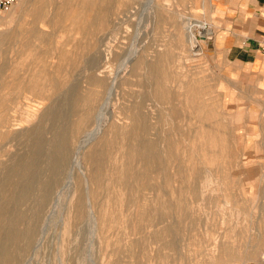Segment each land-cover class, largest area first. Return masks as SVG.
<instances>
[{"label":"bare ground","instance_id":"bare-ground-1","mask_svg":"<svg viewBox=\"0 0 264 264\" xmlns=\"http://www.w3.org/2000/svg\"><path fill=\"white\" fill-rule=\"evenodd\" d=\"M20 4L32 19L1 32L0 47L15 42L20 46L19 53L32 54L34 42L52 44L61 39V50L53 72L47 70L42 58L38 70L24 61L11 69L5 62L0 68V152L7 156L0 157V264H19L32 250L46 209L72 180L76 185L75 224L99 222L105 232L139 238L131 247L140 249L146 264H187L192 247L200 262L202 257L215 262L257 261V254L264 250V206H259L251 219L253 223L257 217V227L253 224V232L237 247L236 243L232 245L235 240L231 241L235 236L208 227L203 232L192 217L195 213L190 205L208 201L200 190L202 168L193 161L203 164L205 142L221 139L218 129L206 128V122L216 115L206 111L200 99L202 88L189 80L181 81L171 71L176 66L187 69L186 60L176 64L173 54L167 52L150 61L146 52L138 56L124 42L130 35L125 25L134 14L131 0H18L12 8ZM185 18L179 16L178 20L184 36L182 50L189 54V60L207 54L204 42L215 38V30L207 21ZM58 29L61 34H57ZM76 34L82 35L81 39ZM70 45L71 50L67 48ZM75 51L78 54L73 57ZM135 72L141 77L139 86L143 91L138 90L137 97L130 99L128 90H121L117 96L123 102L112 104L110 109L116 89L125 86ZM176 78L179 90L186 88L187 104L201 124L185 134V139L199 141V145L191 146L186 159L178 151L177 138L183 136L178 124L182 112L177 103L182 93L169 85ZM46 101V108L33 126L23 128L19 122L33 117L32 104ZM105 128L107 133L98 140ZM95 139L98 143L84 151ZM13 142L21 149L11 151ZM76 155L87 166L86 175L75 172ZM118 187L121 189L116 194L112 190ZM120 195L125 196L123 210L115 200ZM102 196L104 203L96 216L94 205ZM129 207L134 211L129 215L131 219L121 220ZM182 241L187 244L182 245ZM186 247L189 249L184 253ZM113 255L116 258L112 264H123L119 250L115 249Z\"/></svg>","mask_w":264,"mask_h":264},{"label":"rangeland","instance_id":"rangeland-1","mask_svg":"<svg viewBox=\"0 0 264 264\" xmlns=\"http://www.w3.org/2000/svg\"><path fill=\"white\" fill-rule=\"evenodd\" d=\"M164 5L167 7H164ZM130 6L134 14L131 16L132 19L125 25V27L129 26L130 35L129 39H125L124 42H126L127 46L129 45L131 47V51L135 50L136 53L138 52V56L146 52L147 58L150 61L156 60L160 54L167 52L173 54L176 64H178L179 61L183 63L186 60L188 63L187 69H177L176 66L172 67L171 71L178 75L181 81L184 79L187 83L189 80L194 86L202 88L203 93L200 99H202L201 101L205 105L206 111L215 112L216 116L210 118L206 122V128L210 130L218 129L221 139L217 143L210 142V144H208L205 142L203 150L205 162L203 164L198 163L197 159L193 161L196 166L202 168L204 178L200 182V190L204 192V197H206L208 201H200V204H191L190 210L195 213L192 217L198 221L201 230L208 227L209 229H213V231L219 230L222 234L228 235V237L230 235L233 237L235 236L231 241L235 240V242H232V245L235 246L236 243L235 247H237V245L240 244L239 241L242 242L248 239V236L251 234L250 231H252L251 227L253 226L255 228L254 225L256 224L255 221H257V217H255L254 222L251 223L253 214L258 212L259 206H264V111L252 110L250 108L251 96L249 94L231 93L233 89L225 78L227 65L222 53L214 47L215 38L204 42V48L207 54L191 57L189 58L190 61L186 57V55L189 54H185L182 50L184 36L180 28L179 16L182 18L186 17L185 19L190 17V20L195 22L207 21L208 25H214V0H131ZM149 6H151V8ZM24 8V5L20 4L15 9L11 8L9 11L0 12V33L6 32L8 28L24 24L26 21L32 19L23 12ZM211 16L212 20H209ZM41 27L45 31H50L47 26L41 24ZM46 28L48 29L46 30ZM134 29H136V34ZM57 31H59L57 34H61L60 29ZM64 31L71 32L70 30ZM76 36L78 40L82 37L80 34H76ZM60 42L61 39L53 40L52 44L36 41L34 42L35 47L32 48V54L19 53L20 46L18 43L3 44L0 47V68L2 67V63L4 64L5 62L8 63V67L11 69L16 63L24 61L30 63L33 69L38 70L40 69L38 63L42 58L45 60L44 63L46 64L47 70L53 72L54 67L59 64L58 52L61 50ZM67 48L71 50L72 46L70 45ZM49 49L51 51L47 54L46 51ZM76 54L78 53L75 51L73 57H76ZM41 65H43V63H41ZM10 69H8L7 75L11 73ZM135 73L133 74L134 76H130L131 78L133 77L134 80L130 77L129 80H126L127 82L124 79L121 80V82L124 80L126 84L125 86H120V82V88L118 87L119 89H116L117 93H114L115 99H113L110 104V109L113 105L116 106L118 103L123 102V100L117 96L121 93V90L122 92L123 90H128L127 98L130 99L136 98L137 92L143 91V88L139 86L141 85L139 80L141 77L139 76L140 78H138L137 73L136 75ZM142 74L145 75L146 71L142 70ZM178 82L179 80L176 78L171 81L169 85L172 90H176L177 88V90L182 93L177 103L182 112L178 124L183 136L177 138L179 141L178 151L182 157L186 159L190 154L191 146L196 143L199 145V141L194 143L192 139H185V134L197 130L201 124L187 104L185 96L186 88L179 90ZM42 104H32L31 112H33V117H30L28 121L21 120V122H19L23 128L31 127L37 121L48 102H42ZM107 131V128H105L99 135L98 140H100ZM95 140L87 146L84 151L87 152L91 146L98 143V140ZM9 149L14 152L21 149V147L18 143L13 142L10 144ZM0 157L2 159L7 158L4 152H0ZM78 157H80V155H76L75 157V172H77V174L86 175L88 168L84 162L78 161L80 160ZM216 168H219V170ZM73 181L74 180H72V183ZM72 183H70L69 186L66 185L68 188L65 186L61 188V190L63 189L62 191L59 190L57 192L58 195L56 194L57 197L55 196L56 199L54 198L56 204L53 200L44 213L36 239L38 243L35 242V244L39 246L37 247L34 244V249L32 248L19 264H112V261L116 258V256L113 255L115 249L120 251V259L123 264H146V260L140 255V249L131 247L132 242H135L136 239L139 238L129 235L113 234L108 231L105 232L101 229L99 222L95 225L85 222V224H75L73 217L75 211L76 185L75 181L74 184ZM178 184V182L175 183V186H178ZM64 188H66V190ZM120 189L121 188L118 187L114 188L112 191L117 194L120 192ZM116 194L112 196L115 197ZM124 197L125 196L120 195L115 198V200L119 201L117 205H119L122 210L124 209V207L121 206L124 203ZM103 198L104 196L100 197L98 202H95L94 211L96 212V216L100 210L101 204L104 203ZM57 202H59L58 206ZM111 211L114 213L112 208ZM131 212H134L133 208L129 207L121 220L131 219L129 216ZM57 221L61 223H57ZM47 229L49 230L47 231ZM90 229L94 235L91 233ZM40 231L43 234L45 233L44 237H42L43 235ZM240 236H242V238ZM90 238L93 243H91ZM40 239H42V241ZM48 241L52 242L49 243ZM89 243L91 244L89 245ZM183 244H187V242L182 241V245ZM88 245L91 247H88ZM130 247L136 254L135 257L131 255V251L129 250ZM154 247L155 246L150 247L149 250L151 253H154ZM188 249L189 248L186 247L184 253H186ZM193 249H195V247H192L190 255H188L189 260L187 264H264V250H260L257 254V261L237 263L232 260L215 262L213 258L209 257L200 258L202 261L200 262L199 258L197 259L194 257ZM30 256H33L32 260ZM191 257H194V259L192 260ZM29 259L31 261H28Z\"/></svg>","mask_w":264,"mask_h":264},{"label":"crops","instance_id":"crops-1","mask_svg":"<svg viewBox=\"0 0 264 264\" xmlns=\"http://www.w3.org/2000/svg\"><path fill=\"white\" fill-rule=\"evenodd\" d=\"M213 20L214 47L227 65L231 93L249 94L250 108L264 111V0H214Z\"/></svg>","mask_w":264,"mask_h":264},{"label":"built area","instance_id":"built-area-1","mask_svg":"<svg viewBox=\"0 0 264 264\" xmlns=\"http://www.w3.org/2000/svg\"><path fill=\"white\" fill-rule=\"evenodd\" d=\"M18 0H0V12L9 11L17 4ZM260 51L264 54V37L260 42Z\"/></svg>","mask_w":264,"mask_h":264}]
</instances>
